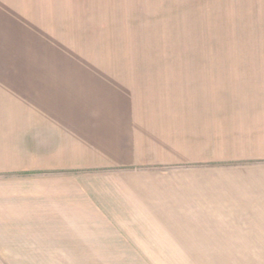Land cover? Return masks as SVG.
<instances>
[{"label": "crops", "instance_id": "1", "mask_svg": "<svg viewBox=\"0 0 264 264\" xmlns=\"http://www.w3.org/2000/svg\"><path fill=\"white\" fill-rule=\"evenodd\" d=\"M253 67L244 95L225 75L0 70V264H146V223H264Z\"/></svg>", "mask_w": 264, "mask_h": 264}, {"label": "rangeland", "instance_id": "2", "mask_svg": "<svg viewBox=\"0 0 264 264\" xmlns=\"http://www.w3.org/2000/svg\"><path fill=\"white\" fill-rule=\"evenodd\" d=\"M255 59H264V0H0V70L225 75L211 78L244 95L233 76L260 69ZM146 224V264H264V223Z\"/></svg>", "mask_w": 264, "mask_h": 264}]
</instances>
